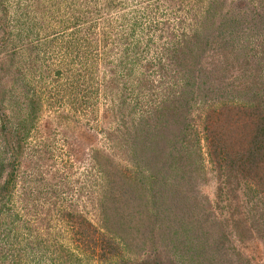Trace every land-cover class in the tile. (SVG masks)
I'll return each instance as SVG.
<instances>
[{
    "label": "rangeland",
    "instance_id": "rangeland-1",
    "mask_svg": "<svg viewBox=\"0 0 264 264\" xmlns=\"http://www.w3.org/2000/svg\"><path fill=\"white\" fill-rule=\"evenodd\" d=\"M5 1L0 264H264V170L246 179L233 176L231 165L220 172L204 116L219 112L210 127L223 136L228 155H239L255 125L244 113L253 97L264 112V65H253L252 86L241 94L237 73L211 79L208 91L224 97L211 92L202 103L197 96L184 138L168 131L172 114L165 107L180 84L161 70L164 62L177 67H146L174 43L195 49L196 31L213 37L225 18L237 19L236 34L230 27L223 34L228 48L205 47L201 59L218 62L234 49L254 60L264 44V0ZM132 21L140 25L135 33ZM86 38L92 74L81 64ZM143 49L150 54L144 59ZM193 75L198 94L201 77ZM139 122L143 131L136 134ZM238 220L247 240L234 229ZM80 229L98 243L88 237L84 244Z\"/></svg>",
    "mask_w": 264,
    "mask_h": 264
},
{
    "label": "trees",
    "instance_id": "trees-1",
    "mask_svg": "<svg viewBox=\"0 0 264 264\" xmlns=\"http://www.w3.org/2000/svg\"><path fill=\"white\" fill-rule=\"evenodd\" d=\"M216 4L217 3H212V5H216ZM9 10H10L9 3L6 2L5 0L4 1L0 0V19H3V18L7 19V14H9ZM218 10L217 8H215V12H211V13H209L210 11L207 10L206 14L209 17L206 20L216 15ZM236 20L237 19H234V18H225L224 20H222L220 27L218 28L217 34L214 35L213 37L211 36V33L207 31H204V33H201L200 30L196 31L195 43L196 44L198 43V44L195 49L190 48V46H188L187 44L178 45V42H177V44L175 43L173 44L174 47L167 46L166 48H163L161 52H157V54L153 55L154 59L147 62V66L145 64L147 68H155L157 64L159 67L162 64V61H167L169 63H172L175 67H177V71L174 70V68L172 71L170 68H168L167 63L165 64L164 62L162 64L163 66L161 65L162 66L161 70L163 69L167 70L168 72H166V75L168 76V74H170L169 77L174 78L175 84L176 83L180 84V88H178L179 91L171 90V93L168 96V99H166L168 100L166 101L168 103L167 105H165V107L168 108V110L166 111L167 117H170L169 116L170 113L172 114L170 119L172 120L173 124L171 125V130H168V131L174 132V137H180V136L183 138L185 137L184 134L187 132V127L189 125L188 114L194 108V105H195L194 100L199 98L197 96L202 97V100L200 101L202 103H206L208 101V96H209V93L211 92L218 93L219 94L218 98L224 97L223 92L219 93L220 90L219 91L217 90L208 91L209 90L208 85L212 83L211 79H214L215 77L220 78V75L222 78L229 77L228 72L233 71L234 73H237L235 75L236 77L233 76L232 74L233 81H235L236 78H240V80H242L243 84L245 85V86L243 85V88H237V90L241 94L242 91L252 86L251 79L253 76H251V70L253 69V65L257 64L256 65V67L258 66L257 68L262 67L264 65V63H262L263 56H261L262 52H264V48H262L264 47L263 40H260V43L263 44L261 45L262 47H260V50L262 52H260V54L257 55L256 58H253L254 60L258 59L257 62L249 59L248 52L246 53L244 51L240 53L236 52V54L234 55L233 54L235 53L234 49L226 53L224 56L218 57V60H217L218 62L210 63L208 61H204L203 59H201L202 56L200 54H201L202 49L205 47L211 50H214V53H220L218 51L219 49L224 50L228 48V47L223 46L225 45L222 42L224 38L223 34L226 32L228 27H230L232 32L236 34L237 30L234 29L236 27L232 29V26H233L232 24L234 22V25H235ZM85 22L86 21L84 20H81V22L79 21L78 27H80V23L82 25ZM129 22L130 23L127 29H130L129 27H130L131 21ZM132 22L135 23L134 26L131 27L132 32L135 33L136 28L137 27L139 28L140 25L134 21ZM260 28L263 29L264 31V26H260ZM80 29H83V28L80 27ZM65 30L63 33H65ZM78 31L76 32L78 33ZM74 33L75 32H72L71 35H74ZM176 36L178 37V35H175V37ZM231 36H234V34H231ZM90 43L91 41H88V38L83 40V45L85 44L88 49L84 50V56L81 61V64L85 66L86 73L92 74L94 73L93 70L95 67V64H94L95 60L92 59V56L89 53ZM139 45L140 43L135 42V46L137 48L139 47ZM147 50L149 49H143L144 54L140 52L139 57L144 59L146 58L145 57L146 54L150 55L148 54ZM87 54H89V56ZM240 54H243V55H240ZM236 56H239L240 58H237ZM234 58H236L238 61ZM196 72L199 73V76L201 77L199 79L202 82L201 83L202 86L197 85V87L201 88V90L198 91V94L197 93L195 94L194 85L196 82L193 80V77H195L193 74ZM58 75H60V73H58ZM77 78L83 79L81 74H78ZM78 82L80 81L76 80V78L72 80V84L75 86L73 90L76 93L80 92L78 85H77ZM221 90L231 91L228 87L226 88L225 86L222 87ZM254 101L255 100L253 97V100L250 102V105L244 112L247 118H251L255 120L254 129L252 130V133H251L252 134L251 138L249 141H247L248 143H247L246 148H242L243 150L240 152V154L235 155L234 157L228 155L226 151V145L224 144V141H223V136L220 135L219 131L216 132L213 130V128L210 127V126L213 127L214 125V122L213 120H211V117H213L214 119H217L218 117L220 118L219 112H217L216 110H210L207 113L206 112L204 113L205 121H206L205 122L206 123L205 136H206V140L209 145V148H210L211 156L213 157V159H215L214 160L215 164L218 165L220 172H221V169H223L224 164L228 166L231 165L232 167L230 168L232 169V171L230 173L233 176H237L238 179H239V175H241L242 178L244 179L254 178L256 175L259 174L260 171L264 170V112L262 111L261 106H258ZM146 113H149V112L147 111ZM150 114H152V117L153 116L155 117L156 114H159V112L158 110H153V111L151 110ZM142 117L140 118L138 117L140 121L143 120ZM139 123H140L139 127H137L134 130L136 134H140L143 131L144 123L143 122H139ZM172 126L177 127V128H179L178 126H180L183 128L174 130ZM24 138H20V139L24 140ZM146 162L147 164L150 163L148 161ZM149 165L151 166V164ZM1 171L2 170H0V173ZM233 180L235 179L233 178ZM263 182H264V178L263 177L259 178V183L261 184ZM240 222L242 221L238 220L234 222L235 223L234 229L236 230V233L239 235L241 240L244 241V240H247L248 237L251 235L247 231L246 226L244 227V225L241 224ZM92 235L93 233H90V231H87L86 229L85 230L80 229V232L78 233L79 239L84 244L87 243L86 240L88 239V237L91 239V241L95 238ZM95 243L97 244L98 242L95 241L94 239L93 244ZM232 249L235 250L234 248ZM115 252L116 251L112 249L106 252L103 251L102 253L103 255H106L108 253L113 254ZM246 264H251V263L249 262Z\"/></svg>",
    "mask_w": 264,
    "mask_h": 264
}]
</instances>
